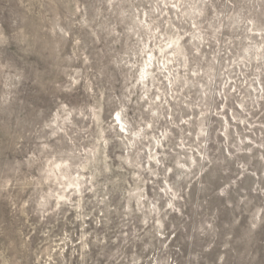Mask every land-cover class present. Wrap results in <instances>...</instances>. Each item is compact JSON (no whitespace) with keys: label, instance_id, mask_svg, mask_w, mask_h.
<instances>
[{"label":"clouds","instance_id":"obj_1","mask_svg":"<svg viewBox=\"0 0 264 264\" xmlns=\"http://www.w3.org/2000/svg\"><path fill=\"white\" fill-rule=\"evenodd\" d=\"M0 264H264V0H0Z\"/></svg>","mask_w":264,"mask_h":264}]
</instances>
